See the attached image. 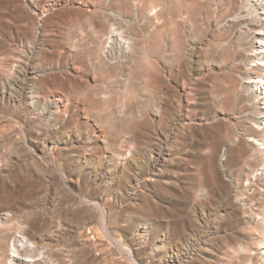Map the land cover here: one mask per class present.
<instances>
[{"label":"rangeland","instance_id":"374dc122","mask_svg":"<svg viewBox=\"0 0 264 264\" xmlns=\"http://www.w3.org/2000/svg\"><path fill=\"white\" fill-rule=\"evenodd\" d=\"M263 22L261 0H0V264L23 237L42 254L15 264H264Z\"/></svg>","mask_w":264,"mask_h":264},{"label":"bare ground","instance_id":"6f19581e","mask_svg":"<svg viewBox=\"0 0 264 264\" xmlns=\"http://www.w3.org/2000/svg\"><path fill=\"white\" fill-rule=\"evenodd\" d=\"M264 0H261V3H263ZM247 9V8H246ZM248 10V9H247ZM246 10V11H247ZM249 13V10H248ZM252 15V14H251ZM245 16V15H243ZM234 19H240V17H235ZM254 19V18H253ZM252 23V22H250ZM258 23V22H257ZM256 24V23H255ZM108 25V24H107ZM116 25V24H115ZM264 25V22H263ZM118 28V27H117ZM248 32V31H247ZM256 33V31L254 32ZM121 34V33H120ZM245 34V33H244ZM247 34V33H246ZM242 35V34H241ZM249 35V34H248ZM120 36V35H119ZM245 36V35H243ZM247 36V35H246ZM118 37V34L115 32V29L112 28L110 30V32L108 33V36H104L103 38V44H104V49L107 48L108 46H110L109 44L111 42H113L114 40H116ZM244 38V37H243ZM246 39V38H245ZM247 42V41H246ZM244 43V42H243ZM249 44V43H248ZM252 44V41H251ZM116 45V44H115ZM254 45V49H252V53L250 55V63L249 65H253L258 63V60L262 54L264 53V31H259L256 33V41ZM130 46V44H129ZM132 46V45H131ZM252 46V45H251ZM253 48V46H252ZM251 49V48H250ZM110 55V54H109ZM100 56V55H99ZM103 58V57H102ZM261 59V58H260ZM105 62V61H104ZM260 62V61H259ZM28 65V64H27ZM28 67V66H27ZM26 70V69H25ZM33 70V69H32ZM30 70L27 68L26 72H29ZM106 72V71H105ZM17 73V72H16ZM34 74V72H33ZM26 75V73L24 74ZM130 78V77H129ZM107 79V78H106ZM119 80V79H118ZM132 80V79H131ZM264 80V79H263ZM115 81V80H114ZM263 82V81H262ZM259 81V79H247V81H245V88L247 90V95L249 94L251 96V98L256 97V96H260L261 98H264V83H262ZM107 93V92H106ZM33 99L34 100V104H41V95L37 94ZM253 104V103H252ZM257 104V103H256ZM261 104V103H260ZM259 105V104H258ZM65 105L62 103V99H57V97H53L51 99L45 100L43 101V108H42V113L45 114L46 112H52V111H56V113L61 112V109L64 108ZM65 109V108H64ZM261 114H259L258 116L254 117V123L255 126L259 129L262 130L264 128V101L261 104ZM63 112V110H62ZM41 113V114H42ZM253 118V117H252ZM102 119V118H101ZM256 137V136H255ZM246 141L248 142H252L254 146H259L262 145V143H260V141L256 138H254L253 136H248ZM123 145V144H122ZM125 159V158H124ZM263 169V167H262ZM257 170V169H256ZM258 173V171L256 172V174ZM259 174V173H258ZM102 212V211H101ZM20 239V238H19ZM17 242V241H16ZM26 242V243H25ZM12 244V243H11ZM30 245L31 247L35 248L36 250H38L37 252V256L38 253H40L39 251V247L38 245L33 242V241H27V239L25 240L24 237L23 239L18 240V245L12 244V249H11V254L10 255V264H15V263H20L23 261V259L18 255L17 253V247L16 246H26ZM34 254V253H33ZM32 256V255H31ZM180 257V256H179ZM178 258V257H177Z\"/></svg>","mask_w":264,"mask_h":264},{"label":"built area","instance_id":"2783aa9c","mask_svg":"<svg viewBox=\"0 0 264 264\" xmlns=\"http://www.w3.org/2000/svg\"><path fill=\"white\" fill-rule=\"evenodd\" d=\"M21 239H23V238H21ZM25 239V238H24ZM26 240V239H25ZM26 243V242H25ZM25 249H27V251H26V253H34V254H37V252H38V250H36L35 248H33V247H31L30 245H27L26 244V246H25ZM40 255L42 254V253H39Z\"/></svg>","mask_w":264,"mask_h":264}]
</instances>
